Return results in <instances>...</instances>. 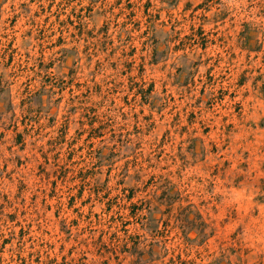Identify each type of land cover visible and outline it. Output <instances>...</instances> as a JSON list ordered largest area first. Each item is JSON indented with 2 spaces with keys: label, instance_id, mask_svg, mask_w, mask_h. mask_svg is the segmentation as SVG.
<instances>
[{
  "label": "rangeland",
  "instance_id": "obj_1",
  "mask_svg": "<svg viewBox=\"0 0 264 264\" xmlns=\"http://www.w3.org/2000/svg\"><path fill=\"white\" fill-rule=\"evenodd\" d=\"M0 264H264V0H0Z\"/></svg>",
  "mask_w": 264,
  "mask_h": 264
}]
</instances>
